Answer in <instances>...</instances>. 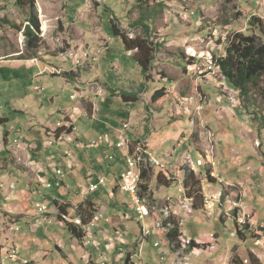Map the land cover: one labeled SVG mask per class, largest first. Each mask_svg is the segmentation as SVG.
Wrapping results in <instances>:
<instances>
[{
    "label": "rangeland",
    "instance_id": "rangeland-1",
    "mask_svg": "<svg viewBox=\"0 0 264 264\" xmlns=\"http://www.w3.org/2000/svg\"><path fill=\"white\" fill-rule=\"evenodd\" d=\"M158 2L162 5H158ZM36 5L41 25L40 36L43 39V48H41L42 52L38 57L30 56L28 59V53L24 49V36L20 30L11 27L12 23L17 25L23 23L26 9L23 11L15 6L14 0H0V17H4L0 22V228L4 231V237L2 238L7 237L10 233L5 226L6 220L3 217L6 204L16 206L21 210L23 205L43 199L42 195L45 192L57 191L53 188H39L38 191L35 184L30 185L31 178L27 171L22 170L24 167L22 164H18L17 157L25 158L30 151V149L27 151V148H32L40 142L43 130L37 124L39 117L48 120L50 126H52L51 124L56 126L57 122L64 121V114L53 110V108L55 109L58 106L61 109L65 108V111H72L71 106L74 103L77 104L78 100L82 98L80 90L86 88L87 81L91 77L90 73L96 68L89 70L90 73H82L80 77L83 80L82 83L76 78L67 77L62 71L63 74L58 75V71H60L57 69L58 67L52 68L51 72L47 70L48 72L43 73L42 71L50 60L54 65L65 70L72 67L76 70L87 63L86 59L77 67V63L71 62L72 59L60 55L64 51H70V49L75 51L85 50L78 46V44H82V46L90 45L91 47L104 46L102 47V54L98 58L100 62L97 63L100 64V68L95 72L99 74V77L97 76L98 80L107 82L111 88H119L123 92L129 82L130 90L134 92L139 89L150 91V89L162 87L169 89L171 84L173 86L170 92H165L168 96L165 101L161 102L160 107L151 103L149 95L144 96L146 101L138 98L139 101L132 104L124 102L120 94L113 95L108 91L106 93L107 102H105L102 96L98 98L92 92L88 96L94 102H91L89 109L83 105V109L87 115L93 112L94 116L92 118L84 116L77 123V130H80L82 128L87 129L89 121L98 122L97 134L102 128L99 138L105 136V128L117 127L118 137L121 138L120 125L123 122H130L131 130L127 134L128 139L127 135L122 139L121 147L127 149L128 152L130 151L129 153L126 152L128 154H125V156L128 157V161H133L137 166L139 186L142 183V168L147 164L151 165L145 159L141 163L137 160L136 145L139 141H147L150 150L154 148V156L166 165L167 173L171 176L169 180L166 174L163 175L165 181L173 184L167 188L163 186L164 189H161L162 186L158 185L155 180V175L159 170L156 168L153 171L151 177L156 185L153 186L152 196L158 204L153 203L152 200L148 199V196L141 197L145 201L149 212L147 215L149 217H146L143 223L138 218L131 196L127 191L115 188V192L109 194H113L109 197L107 191L113 185L108 183L106 186H99L96 190L98 195L93 199L101 204V209L106 208L104 218L100 222L111 216V202L114 206L117 203L115 201L117 198L121 201V209L125 208L126 205L130 208L129 210L126 207V211L131 215V218H121L124 221V232L121 236L130 244L122 250L128 264H206L208 262L221 264L219 257L223 256L225 252H231V247L235 243L238 244L240 252L246 256L247 249L256 251L259 246H255L258 245L255 242L259 241L258 243L261 244L259 236L253 238L251 236L253 234H251L249 236L251 238H248L246 243H241L239 239L243 240L244 238L235 235L231 210L234 202L241 205L240 199L222 201L223 194L221 193H224L223 197H225L228 191L223 188L225 186L210 182L206 172L211 171L219 177L222 176L220 178L223 181L219 182L228 185L226 187L229 188L234 184L228 182L229 179L223 178V176L228 175L231 164L237 163V166L243 167V171L249 174L256 169L261 170L262 174H257L253 181L256 180L262 183L263 187L259 191L264 193V98L257 94L254 98L257 108L244 114V117L237 115L236 107L239 104L237 95L234 96L235 94L227 91L226 86L224 87L220 83L222 78L218 74V76L214 75L218 72V69L212 64V56L224 52L225 39L229 33L245 29L247 18L252 13L264 16V0H150L147 2V5H150L148 8L152 9L153 5H158L160 10V13L152 16L151 19L148 18L150 13L145 11L146 8L141 9L137 0H36ZM140 17L144 18L147 21L145 23L150 25V38L148 41L150 48L154 49L153 61L155 62V66H151L148 75L144 77L141 67L135 63L132 55L126 53L121 39L114 35L111 25L113 21L117 27L126 30L129 38L146 37L142 27L133 26L135 20L139 21ZM166 34L169 39L164 45V42H160L159 39L165 37ZM77 36H79V39ZM101 36L110 37L111 41L106 42V45H103V43L98 45ZM181 37L183 38L181 46H175L173 40L177 38L179 40ZM72 38L78 40L70 43ZM155 39L158 41L155 42ZM108 43L109 48H107ZM59 52L61 53L59 54ZM49 56L53 58L51 59ZM212 68L214 69L213 74L211 73ZM144 78L148 80L147 83ZM207 82L214 83L216 85L213 86L214 90H219L218 92L224 94L225 97L228 96V99L235 105L234 112L228 109L227 103L217 102L213 103L216 108L214 113L212 110L210 113H203V109L196 110V107L204 108L206 100L200 84L205 85ZM47 84L48 87H46ZM35 86L47 88V90L34 89ZM51 88H53V93L58 96L55 99L54 106L46 96L48 91L52 90ZM71 95H73L72 100L70 99ZM170 115L175 118L181 116L183 122H186L189 118L186 127L189 132L187 133L185 128L184 138H182L185 143L181 142L182 139L178 141L181 142L178 145L168 140L156 139V137H163L167 123L170 121ZM189 122L191 123L189 124ZM90 135L94 136L96 133L88 132L85 134V140H90L87 139ZM23 136L25 137L23 138ZM129 138L138 139L139 141L129 142ZM50 141L53 144L56 142V140ZM58 142L61 144L66 143L63 139ZM186 148L191 150L193 160L201 157L207 162L208 155H210V160L216 161V170L214 169V171L206 164L199 167L198 171L196 170L197 172H193L201 182L204 197L210 201V203L205 204L204 210L185 209L175 200L176 196L182 195V193L179 192L177 183H174V171H169V169L176 171H178V168L180 169L183 177L180 182L185 188L184 174L192 170L180 164H175L174 161L181 156ZM99 149V147L90 148L88 146L86 150L95 153ZM144 149L149 152L148 148ZM168 150L171 151V157L167 156L166 152ZM249 155L261 156L263 160L261 167H257L258 164L254 163L252 158L248 160ZM125 156L117 157L113 161L107 160L104 156L106 161L102 169L93 171L94 181L98 177H104L106 181L118 177L127 169ZM146 157H148V154H146ZM116 161H118L117 164H115ZM67 167L65 163L59 165L63 172H66ZM211 176L215 177L214 175ZM86 182L85 176L80 175L79 186H84L87 184ZM12 184H14V188L11 187ZM259 186L261 187V184H257V187ZM84 187H87V185ZM150 188L151 181H149L147 189L148 194ZM37 191L40 197H37ZM14 194L17 198L11 197ZM245 195L246 192L242 191L241 197L243 198ZM184 201H187L185 197ZM219 201L220 207H218ZM167 207L170 208L169 212L172 211L174 217V213H176L177 217L175 219L177 221L182 219L181 232L185 236H189L190 239L203 238L206 234L217 232L219 245L215 250L202 249L197 251V248H194L186 253L189 245L181 241L179 248L170 249V254H163L161 247L156 244L154 236L150 234L148 238L141 239L142 225L146 233L147 231L151 233L152 229L153 231L155 229L156 220L163 219L166 221L171 217L170 213L165 217L162 216ZM161 208L163 209L160 211ZM239 208V213L242 211L250 212L242 207ZM254 209L258 215L257 224L264 226V203L257 204ZM151 213L154 214L155 221L151 219ZM225 213L226 217L223 216ZM55 221L53 220L52 223ZM52 223L48 224V227ZM11 227V230L16 232L13 230L16 227L10 226L9 229ZM93 229L92 226L88 228L89 231ZM167 229L157 231V233H164ZM57 232L59 234L57 240L63 239L66 244L65 252L68 258L62 257L50 243L49 245L55 254L47 259L45 263L86 264V248L82 247L83 243L79 244L76 239L71 241L72 237L67 230H62L60 227L57 228ZM252 232H255V229H252ZM40 240L45 245L46 239H41V235ZM114 241L117 245L122 246L123 244L117 243L116 236ZM72 243L75 244L73 248ZM128 246L133 247L134 250L130 252L127 249ZM226 246L228 247L225 248ZM12 249L8 251L10 252ZM34 249L37 250L36 247ZM95 249L97 252L101 249L105 251L107 258L111 255L109 251H106L108 248L103 243L101 248L100 245H97ZM15 252L17 254V250ZM136 252L140 255L139 259L134 255ZM18 256V262L4 259L5 264H18L21 263V259L28 258L24 252ZM182 257H187L186 263ZM248 262V257L242 260L243 264ZM45 263L37 260L30 264Z\"/></svg>",
    "mask_w": 264,
    "mask_h": 264
},
{
    "label": "crops",
    "instance_id": "crops-1",
    "mask_svg": "<svg viewBox=\"0 0 264 264\" xmlns=\"http://www.w3.org/2000/svg\"><path fill=\"white\" fill-rule=\"evenodd\" d=\"M167 34L165 35V37H162L161 39H159L160 42H164L163 43L164 45H166L165 42H167L169 39ZM77 37L79 39V36H77ZM103 38L104 37L101 36L98 45L102 44ZM78 39L72 38V41H70V43H72L74 40H78ZM182 39L183 38L181 37L179 40H178V38L173 40V44H175V46H177V47H180ZM155 41H158V40L155 39ZM177 42H179V43H177ZM78 46L85 49V50H79L81 53L78 54V58L76 59V61H78V64H81L84 60H86L89 57L88 50L85 47L86 46L91 47V46L90 45L82 46V44H78ZM91 48H96V47H91ZM107 48H109V43L107 45ZM126 53L132 55L133 58L137 55L136 50H128V51L126 50ZM174 56H176V55H174ZM49 57L51 59L53 58L52 56H49ZM98 58L99 57L92 58L89 63H85L81 67H78L76 70L73 67L65 70L64 68H62L60 66L54 65L52 60H50V62H48V64H46L45 69L42 70L44 73V72H48L47 70L58 67L57 69L62 71L64 74L69 73V75H67V77L76 78V79L80 80V82L82 83L83 80L80 79L82 73L83 72L90 73L89 70L96 68L95 70L91 71V73H90L91 77H90V80L87 81L86 88L83 90H80L82 98L80 100H78L77 104L74 103L71 106L72 111H65L64 110L65 108L61 109L58 106L55 109L53 108V110H56L57 112L64 114L63 120L65 122L59 121L56 123V126H53V124H51L52 126H50L48 120H46L43 117H39V119H37V124L43 130V136L41 137L40 142L32 148H27V151L29 149H30V151L25 158L21 159L20 157H17L18 164H22V166L24 167V169H22V170L27 171L30 178H31V182L29 183L30 185L35 184L37 186L38 191L40 189H52V188L55 189V191L56 190L57 191L56 192H47V193L45 192L42 195L43 199H41L40 201H36L34 203L31 202V203L23 205L21 210L18 209L16 206H11V205L5 203L6 208L3 212V217L6 220L5 226L10 231V233L7 235V237L2 238V237H4V235H3L4 231L1 230V228H0V239H1L0 245L2 246L1 255H0V264H5L4 259H10V260H14V261L18 262L19 261L18 255H21L23 252L26 256H28V258H24L22 260L23 264H30V263H33L34 261H37V260L45 263V261L47 259H50V257L55 254L52 247L49 245L50 243L55 247V250L62 255V257L68 258V256L66 255V252H65V250H66L65 242L63 241V239H60V241L57 240V238L59 236V234L57 232V228L60 227V228H62V230H66V227H65L64 223L57 218V209L52 204L53 200L57 199V200L69 201L73 205H77L79 202H81L84 199H87V198L88 199H93V198L95 199L96 196L98 195L96 193V191L94 193H90L87 195V192H86L87 187H84L87 184H85L84 186H82V185L79 186L80 175H84L85 178H87L89 174H92L94 176L93 171H96V170L100 171L103 167V164L106 161V160H104L105 159L104 158V152L113 148V146H110V142H102V143H104V144H102V147H99L100 149L97 150V152L92 153L90 151H87L85 148H78L75 144L76 141H81L83 143H87L93 139H96V137L99 138L101 133H102V131H101L102 128H100V130L97 134V128H98L99 123L96 121H89L87 123V129L82 128L80 130H77L78 129L77 123L84 116H86V117L88 116L90 118H92L94 116V114H92L93 112H91V114L87 115V113L83 109V105L85 108L89 109L91 107V105H90L91 102H94L88 95H90V93L93 92L94 96H97L98 98H99V96H102V99H104L105 102H107L106 93L109 91L113 95L114 94H120L121 99L124 102L133 104V103H136L139 101V100H137L138 98L146 101V99L144 98L145 95H147V96L149 95L151 97L152 93L155 90L160 89V88H155L153 90L150 89V91L149 90L146 91V89H142V90L139 89L137 92H134V91L130 90L131 89L130 82L127 84L126 90H124L123 92L119 88H111L110 86H108L107 82L98 80L99 74H98V72L97 73L95 72L100 68V64H97L99 61ZM134 60H135V63L139 66L136 58H134ZM154 60H156V59H154ZM152 66H155V62L153 60H152ZM60 71H58V73H60ZM63 73L58 74V75H62ZM211 73L212 74L214 73L213 68H212ZM215 74L217 75L218 73H214V75ZM147 75H148V72L143 73V77L147 76ZM144 80L146 83L148 82V80L146 78H144ZM163 80H166V79H163ZM220 83H222L224 85V87L226 86L225 88L227 91H230L233 94H235L234 96L237 95V91L228 88L225 81L222 80ZM200 85L202 86L201 90L203 92V95H205V100H206L204 103V108L202 110L203 113L204 112L210 113L211 110L214 113V110H216V108L214 107V104H213L214 102L221 103V104L227 103L229 106L228 109H230L234 112L233 108L235 105L228 99V96L225 97L224 94H222L221 92H218L219 90L218 91L214 90L213 86H216L214 83L207 82V83H205V85L203 83H201ZM46 87H48V84L46 85ZM172 87L173 86L171 84L169 89L165 88V92H170V90H172ZM162 88H164V87H162ZM43 89H44V91L47 90V88H43ZM51 89L52 90L48 91V94L46 96L51 101L52 106H54L55 105V99L58 96L55 93H53V88H51ZM72 98H73V95L70 96L71 100H72ZM146 104H148V103H146ZM154 105L160 107L161 103L160 104H154ZM177 114H181V113H177ZM4 118H6V117H4ZM188 120H189V118H188ZM188 120L186 122H183L184 124H186V127L188 126L187 125ZM191 122H189V124ZM58 123L63 124L61 126L68 127L70 125L73 127L72 132L69 133L68 136L66 137V139L68 140V142H66V143L58 144V143H60L58 141H60L61 139H63V141L65 140V138H64L65 135H60L59 137H56L55 134L53 133V131L56 130ZM105 129H106L105 136H108L110 139H114L115 137L119 136L117 134V131H116V129L118 130L117 127L116 128L114 127L111 129L110 128L109 129L105 128ZM186 129H187V133H188L189 130H188V128H186ZM121 130H122V128H119L120 133H121ZM90 131L93 133H96V135H94L95 138H94V136L90 135V137L87 138L90 140H85V134H87ZM114 132H115V134H114ZM123 132L126 134L129 133L128 130H123ZM24 137L25 136H23V138ZM127 139H128V135H127ZM50 140H56L55 144H53ZM119 140H120V138H119ZM130 141L133 142V141H139V140L129 138V142ZM44 142H49L53 145L45 147V146H43ZM181 142L185 143V141H183V139ZM181 142H174V143H176L178 145V143H181ZM56 144H58V145H56ZM153 149L154 148H152V150ZM68 150H70L71 154H72L70 156V158L67 157V154H65V151H68ZM122 150H123V152L119 151L118 149H113V154L115 153V155H117V157H120V156H125V154L127 155L130 152V151L128 152V150L125 148H122ZM126 152H128V153H126ZM166 153H171V151L168 150ZM177 158L174 161L175 164H178ZM249 158H252L254 160V163L256 162L258 164L257 167H261V164L263 163L261 156L257 155L255 157V155H251V156L249 155L248 160H249ZM117 162L118 161H116L115 164H117ZM60 163H65V165L68 166L66 172H63L59 168ZM107 166H108V164H107ZM173 167H176V166H173ZM56 169L61 170V174H57ZM243 170H244V168L237 166V163L236 164L234 163V165L231 164V168H230L229 172L227 173L228 175L225 177L223 176V178H228L229 179L228 182H230L231 184H234V186H232V187L229 186V188H227L226 186H228V185H224L225 187H223V188L225 189V191H228V194H226L225 197H223L224 193H221V194H223L221 199H222V201L224 200L226 202L230 201V200H234V199H240L241 205H242V206L241 205L240 206L243 209L254 213V215H255L254 226L258 227L261 231V236H260L261 244L257 245L259 247L256 251H251V250L247 249V256H246L240 252L238 244L235 243L231 247V252H225L223 256L219 257L221 264H232L231 259L234 257L239 260L240 264H242V260H244L246 257H248L249 253H252L256 257H258L261 260L262 264H263V260H264V226L257 224L258 215L254 209V206H257V204L260 205L262 202L264 203V193L262 191H259V189H262L263 185H262V183L257 182L256 180L253 181V179L257 176V174L261 175L262 173L260 172L261 170L258 171L257 169L255 171H253V173H251V174H249L248 172H244ZM169 171H175V170L169 169ZM56 181L59 182V185L55 184ZM47 183H49L50 186H48ZM257 184H261V187L260 186L257 187ZM74 187H76V188L74 189ZM111 189L112 188H110V189L108 188V191H107V194L109 197H111L113 195V194L109 195L112 193ZM38 191L36 192V195H37V197H40V195H38ZM242 191L246 192V195L243 198L241 197ZM11 197L17 198V196L15 194L11 195ZM115 201H117V203L114 206H113V203L111 202V206H112L111 216H109L108 218H105L104 219L105 221L99 222V227L101 230L98 227H96L91 231L87 230L89 232L84 231V237L88 240H90V235H87V234L93 233V235L91 236V243L88 245H85V246L82 244V247L86 248V251H85V263L86 264H100L101 262H103L104 264H128V261H126L122 250H124L126 248V246L130 245V244H128L127 240L125 238H123L121 236V234L124 232V228H123L124 227V221H123L124 215H127V218L129 217L128 219L131 218V215H129L126 211V207L129 210H130V208L128 207V205H126L125 208L121 209L122 208L121 201H119L118 198ZM95 202L99 205V208L102 207L98 201L95 200ZM42 203L48 204V212H49V216L51 218V222L48 224H51L53 222V220H56L54 223H52V225L50 227H48V224H46V225H39L38 224L39 215L37 212V205L42 204ZM219 203L220 202H218V207H220ZM178 204L180 205V203H178ZM184 204H192V203L189 201H186V202L184 201ZM236 204H239V203H236ZM236 208H239V206H236ZM103 209L105 211L106 208H103ZM162 209L163 208H161L160 211ZM169 209L170 208L167 207V209L164 210V213L162 214V216L164 215V217H165V216L169 215V213L171 216H173L172 211L169 212ZM174 214H175V217H177L176 213H174ZM223 216L226 217V213ZM223 216H222V218H223ZM121 218H123V219H121ZM128 219H126V220H128ZM219 219H220V216H219ZM152 220H154V219H152ZM156 222H157V220H156ZM164 222H165V220H164ZM178 222L180 224V220ZM153 224H154V222H153ZM155 225H156V223H155ZM10 226L18 227V231H16V232L12 231L11 230L12 227L9 229ZM154 230L158 231L156 229V227ZM231 230H230V232H231ZM149 233H150V231L148 232V234ZM210 234L211 233L206 234L203 238L196 237L194 239L197 244L203 245V248H199L198 251H201L202 249L213 251L219 245L217 242L218 233L217 232L215 233V241H212L210 239ZM40 235H41V239H46L45 245H47V247H45V245L41 242ZM231 235H232V233H231ZM248 235H249V233L246 232V237ZM115 236L118 239L117 243H123L122 246L115 244V241H114ZM87 237H89V238H87ZM187 237L189 238V236H187ZM243 238H244L243 240L239 239V241H241V243L242 242L246 243L248 239H246L245 237H243ZM74 239L75 238L72 237L71 241H74ZM4 240L6 241L5 243H4ZM82 243H84V242L82 241ZM102 243L104 245H106V247L108 248V250H106V251H109L111 253L110 257H108V258H107V254H106V256H105V259L107 258L106 261H105V259H102V257L99 255V253L95 249V246H97V245H100V248H101ZM35 247L37 250L34 249ZM73 247H75V244L72 243V248ZM227 247L228 246H226L225 248H227ZM11 248H13L14 250H17V256H14L13 258H9L7 255V252H6V251L10 250ZM197 253H199V252H197ZM57 261H59V260H57ZM174 261L175 260L173 259V262ZM186 262H187V259H185V263ZM18 264H21V263H18ZM45 264H48V263H45ZM206 264H211V263L208 262Z\"/></svg>",
    "mask_w": 264,
    "mask_h": 264
},
{
    "label": "trees",
    "instance_id": "trees-1",
    "mask_svg": "<svg viewBox=\"0 0 264 264\" xmlns=\"http://www.w3.org/2000/svg\"><path fill=\"white\" fill-rule=\"evenodd\" d=\"M149 1L150 0H137L139 7L141 9L146 8L145 11L150 13V17L148 18L151 19L152 16L160 13L158 5H162V3L158 2V5H153V7H151L152 9H149L148 7L150 5H147V2ZM14 4L23 11L26 9L25 19L21 25L12 23L11 27L20 30L21 34L24 36L23 43L24 49L28 53L27 58L29 59L30 56L38 57L42 52L41 48H43V39L40 36L41 25L38 17L36 0H14ZM3 18L4 17H0V22H2ZM138 20L139 21L135 20L133 26L142 27L146 37L136 36L129 38L126 30L117 27L116 23L113 21L111 22V25L114 35L121 39L125 50L137 51V55L134 58L138 61L142 72L147 73L151 70L154 52V49L150 48V43L148 41L150 38V25L145 23L147 21H145L142 17ZM61 52H59V54ZM181 56L185 58L184 55L181 54ZM212 64L217 67V73L221 76L222 80L225 81L227 87L237 91V99L239 103L236 107L237 115L239 114V116L243 117L244 114L254 111V109L257 108L254 101L255 96L259 94L264 98V16L258 13H252L247 18L245 29H239L229 33L225 39L224 53L212 56ZM65 75H69V73H66ZM167 96L165 88L157 89L150 97L151 103L160 104L165 101ZM169 118L170 121L167 123L163 137L157 138L164 139L166 141L168 140L173 143L178 142L184 138L186 124L183 123L181 116L180 118H175L170 115ZM72 128V126H61L53 133L56 137H59L62 132H68V134L71 133L73 130ZM115 158H117V156H115ZM139 163H141V161ZM153 170V167L149 164L144 166L141 170L142 183H140V186L139 184L137 185L139 196H148V199L150 200H153L152 192H149L148 194L147 189L149 187V181L152 178L151 176L153 175ZM179 170L180 169L178 168V171ZM165 172L166 171L164 170H159L155 175V180L158 185L167 188L171 186L172 183L165 181L163 177ZM206 175L210 182L219 183L221 186H224V184L219 182L217 177L210 175V171H207ZM184 185L185 188L188 189L187 196L192 198V209L204 210L205 204L203 203L204 195L202 193L201 182L197 177H195V174L192 171L185 172ZM115 188H118V186L113 185L111 192L114 193ZM94 192L95 191L88 192L87 194ZM52 204L57 209V218L64 223L70 236L77 239V241L82 244L85 230H83L82 227L75 225L72 218L79 217L83 224H88L94 214L98 211L99 205L95 202V200L88 198L82 200L77 205H73L69 201L57 199L53 200ZM231 212L234 220L235 235L242 238L245 237L246 239L251 238L249 237L251 234H253L251 235L253 238L261 236V231L258 227L254 226L255 232H252V228L249 225L242 226L237 222L236 208L232 209ZM64 215L68 216V219L64 218ZM150 217L151 219H154L155 216L151 213ZM165 225L168 226L166 232L157 233V231L154 230L147 234L145 238L149 237L151 234L155 237L156 242L158 241V245L161 247L162 253L170 254V249H177L180 247V237L183 233L181 232L179 222L174 216H171L168 220H166ZM246 232L249 233L247 237ZM202 247L203 245L195 243V240L191 238L190 246L186 253L194 248ZM1 248L2 246L0 245V255ZM248 261L249 262L247 264H262L260 259L252 253L248 254ZM231 263L240 264L239 260L235 257L231 259Z\"/></svg>",
    "mask_w": 264,
    "mask_h": 264
},
{
    "label": "built area",
    "instance_id": "built-area-1",
    "mask_svg": "<svg viewBox=\"0 0 264 264\" xmlns=\"http://www.w3.org/2000/svg\"><path fill=\"white\" fill-rule=\"evenodd\" d=\"M111 40L110 37H104V39H102V43L103 45H106V42H109ZM102 47L104 46H98L96 48H91L89 46H86L85 48L87 50H89V58H87V63H89L91 61L92 58L95 57H99L102 54ZM71 62H77V67H78V61H74L73 59L71 60ZM51 72V69L49 70ZM61 72V71H60ZM34 89H42L39 86H35ZM203 108H197L196 110H202ZM61 123L57 124V128H60ZM70 126V125H69ZM68 126V127H69ZM119 128H122V130H128L130 132L131 130V124L130 122H123ZM55 130V131H56ZM53 131V132H55ZM61 135H65V142H68V140L66 139V137L68 136V132H62L60 133ZM70 142V141H69ZM102 142H110V146H113L115 149H118L119 151H122V147H121V143L119 141V137H115L114 139H110L108 136H103L101 138H97V139H93L87 143H83L81 141H76L75 144L78 148H85L87 149V146H94V148L96 147H102ZM61 144V143H58ZM56 144V145H58ZM53 145L49 142H44L43 146H50ZM141 148H148L149 152L151 153V167H153V169L155 170L156 168L158 170H161V168L159 167V158L155 157L153 154V150H150L148 147V143L147 141H139V151L137 153L138 159L139 161H143V159H141ZM65 154H67V156H71V151H65ZM207 154H208V150H207ZM104 156L107 160H114L115 159V154H113V149L107 150L104 152ZM167 156L171 157V153H167ZM178 164H180L181 166H185L186 168H191L192 172H197L199 167H202L206 164L209 165L210 169H214L216 170V164L215 163H211L210 162V155H208V161L207 162H198V158H196V160L192 159V153L191 150H188V148H186L183 153L181 154V156H179L178 158ZM125 160H126V165H127V169L122 172L118 177H114L113 179H109L108 181H106V179H104V177H98L96 181H94L93 175L89 174L88 177L86 178L87 180V190L86 192H92V191H96L98 189L99 186H106L107 183L108 184H112L114 186H118L119 189L127 191L130 196L131 199L133 201V204L135 206V212L138 216V218L142 221L149 216H142L140 209H139V204H135L134 203V195L137 194L138 190H137V166H132L131 163H129L128 161V157L125 156ZM153 170V171H154ZM197 170V171H196ZM180 171V170H179ZM174 171V183H177V185H179L180 187V179H183L182 175H181V171ZM56 173L57 174H61V170L56 169ZM211 175H214L215 177L218 178L219 181H223L218 175L211 173ZM151 188L149 190V192L153 191V186L156 185L155 181L153 178H151ZM48 186H50L49 183H47ZM56 185H59V182L56 181L55 182ZM12 188H14V184L11 185ZM161 189H164L163 186L161 187ZM187 188H182V195H177L175 200L180 203L181 207H184L185 209L191 210L192 209V204H184V197H188L187 196ZM172 199V198H171ZM204 204H208L210 203L209 199L207 198H203ZM153 203H157L156 199L155 201L152 200ZM158 204V203H157ZM236 208V203H233L232 205V209ZM237 209V218L236 220H239V210L240 208H236ZM37 212L39 215V219H38V224L39 225H46L48 223L51 222V218L49 216V212H48V204L47 203H42V204H38L37 205ZM230 214V212H229ZM64 218L68 219V216H63ZM104 218V209L99 208L98 211L94 214L93 218L91 219L90 223L88 224H83L81 222V219L79 217H74L72 218V221L75 225L77 226H84V225H92V227L96 228L99 227V222L101 219ZM124 218H127V215H124ZM254 214L252 212H249V226L252 229L254 228ZM163 220V219H162ZM180 220V224L182 223V219ZM154 226V225H153ZM242 226H246V225H242ZM163 229H167L163 223ZM101 230V229H100ZM153 231V229H152ZM148 234V231L146 233V231L144 230V227L142 225V236L141 239H143L146 235ZM90 235V243H91V236L93 235V233L91 234H87ZM182 238H188L187 236H185L184 234L181 235V241ZM210 239L212 241H215V234L211 233L210 234ZM259 241L255 242V244H259ZM90 243H83L84 245H88ZM196 243V242H195ZM156 244L158 245V242H156ZM127 249L132 252L134 249L133 247H127ZM199 250V248H197V251ZM8 256H17L16 252L14 249H12L10 252L6 251ZM99 255L102 257V259H105V251L99 250L98 251ZM135 256L138 257V259L140 258V255L138 254V252L134 253ZM187 259V257H182V259ZM247 262V261H246ZM245 262V263H246ZM21 263H22V259H21ZM100 264H104L103 262H101Z\"/></svg>",
    "mask_w": 264,
    "mask_h": 264
},
{
    "label": "bare ground",
    "instance_id": "bare-ground-1",
    "mask_svg": "<svg viewBox=\"0 0 264 264\" xmlns=\"http://www.w3.org/2000/svg\"><path fill=\"white\" fill-rule=\"evenodd\" d=\"M81 52L78 50V51H75V50H71L70 51H64L62 52L60 55L61 56H67L69 57L70 59H73L74 61H76V59L78 58V54H80ZM76 63V62H74ZM127 134L123 132V130H121V138H120V143L122 142V139L126 136ZM88 147V146H87ZM90 148H94V146H89ZM136 150H137V153L139 151V143H137L136 145ZM146 154H148V157H146ZM198 158V162H205L203 158L201 157H197ZM141 159H144L148 162L151 163V153L150 152H147L144 148H141ZM137 160L139 161L138 159V156H137ZM211 163H215L216 164V161L214 160H210ZM129 163H131L132 166H135V163L133 161H129ZM159 167L161 168V170H164L166 171L165 174L167 175V178L170 180L171 179V176L167 173V167L164 163H162L159 159ZM138 180H139V176H138V172H137V185H138ZM179 186V185H178ZM182 188H184L182 182H180V187L178 188L179 192L182 193ZM138 190V188H137ZM185 199L187 201H192V198L190 197H185ZM134 203L135 204H139V209H140V212L143 216H147L149 214L148 212V209H147V205L145 203V201L139 196L138 192L136 195H134ZM236 206H239L241 207L239 204H236ZM242 209V208H241ZM237 218V216H236ZM237 222L240 224V225H247L248 222H249V213L246 212V211H242L241 213H239V220H237ZM163 223L165 225V222L164 220H157L156 222V229L158 231H163L165 229H163ZM92 226V225H84L82 226V229L87 231L88 228ZM165 227L167 228L168 226L165 225ZM15 231H18V227L14 228ZM190 238H182V241H184V243L186 245H189L190 246ZM83 242L84 243H90V240L86 239L84 237L83 239ZM180 242H181V239H180ZM133 254V253H132ZM9 258H13L14 256H8ZM133 264V263H132Z\"/></svg>",
    "mask_w": 264,
    "mask_h": 264
}]
</instances>
